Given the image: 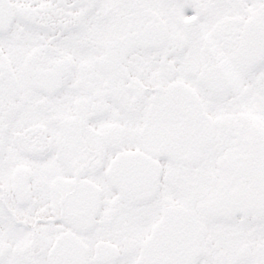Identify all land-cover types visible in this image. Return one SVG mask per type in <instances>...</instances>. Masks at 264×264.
Here are the masks:
<instances>
[{"label":"snow or ice","instance_id":"obj_1","mask_svg":"<svg viewBox=\"0 0 264 264\" xmlns=\"http://www.w3.org/2000/svg\"><path fill=\"white\" fill-rule=\"evenodd\" d=\"M0 264H264V0H0Z\"/></svg>","mask_w":264,"mask_h":264}]
</instances>
